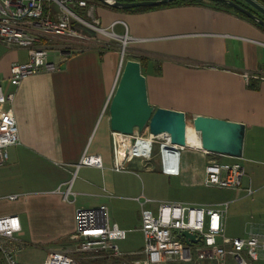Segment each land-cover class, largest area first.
Listing matches in <instances>:
<instances>
[{"label": "crops", "instance_id": "crops-1", "mask_svg": "<svg viewBox=\"0 0 264 264\" xmlns=\"http://www.w3.org/2000/svg\"><path fill=\"white\" fill-rule=\"evenodd\" d=\"M88 5L78 7L86 8V16L92 19L88 15L91 8L101 27L122 37L128 35L126 53L108 40L104 45L95 43L101 40L86 36L79 24V34L40 37L37 41L44 47L52 38L75 42L71 45L74 47L78 44V48L69 47L60 55H49L59 68L28 75L12 85L8 81L10 64L27 60L28 52L0 41V85L15 93L7 106L13 108L19 130V142L8 147V158L0 165V216H19L21 229L16 236L22 243L20 264H43L50 250H66L78 258V207L105 204L109 215L110 209L114 213L112 221L128 233L142 234L140 210L138 224L133 227L125 217L115 216L116 200L122 196L118 192L127 185L113 178L121 171L111 169L108 109L123 60H139L140 56L150 60L142 70L149 102L186 114L189 128H184V150L191 149L194 156L188 162L182 151L178 175L182 179L202 184L205 163L212 156L198 146L197 135L190 130L195 115L245 124L243 151L237 157L246 171L241 188H216L221 191L218 199L205 203L229 202L225 212L228 235L242 236L249 229H264L263 27L204 0L136 11L99 0H89ZM85 41H89L86 46ZM131 49L139 54H130ZM84 153H100L103 167H77ZM69 181L73 194L65 199L62 190ZM248 187H252V194L247 193ZM12 194L17 197L9 198ZM143 247L142 234L137 246L124 243L123 255L97 263L139 264ZM1 263L5 264L0 254ZM252 264H264V256Z\"/></svg>", "mask_w": 264, "mask_h": 264}, {"label": "built area", "instance_id": "built-area-1", "mask_svg": "<svg viewBox=\"0 0 264 264\" xmlns=\"http://www.w3.org/2000/svg\"><path fill=\"white\" fill-rule=\"evenodd\" d=\"M54 1L75 15L78 23L73 24L68 14L55 13L52 9L45 11L44 0H0V41L10 47L26 48L28 52L27 60L10 64V84L18 85L28 75L59 68L58 63L49 60L48 48L37 44L40 37L76 35L79 34L77 25L83 23L106 34L118 35L101 27L92 16L91 8L88 9V15L93 22L89 23L67 7V0ZM77 4L89 6L86 0H77ZM128 39L125 34L122 50H125ZM121 64L122 58L119 72ZM14 96V91H7L0 85V165L8 158V147L19 142L15 113L11 106H7L13 102ZM186 128H189L187 123ZM190 130L198 136L194 128L190 127ZM110 136L112 170L130 171V163L134 161L150 170L149 163L157 156L162 173L169 176L181 173V155L185 145L172 143L168 132L153 134L146 125L142 131L135 129L131 134L111 129ZM202 150L212 155L205 163L202 184L206 187L239 190L246 172L242 162L237 157L221 159L222 154ZM81 165L102 168V156L100 153H84L77 167ZM62 193L65 199L73 194L71 181ZM247 193H253L252 187L247 188ZM16 197L15 194L9 195L12 199ZM135 199L140 204V230L144 237V257L139 264H228L229 257L234 264H252L264 256V229H249L242 236L226 233L228 201H163L144 194ZM76 215L75 235L79 239L77 252L84 253L96 262L124 254L118 241L127 238L128 230L110 220L107 205L78 207ZM20 229L18 215L0 216V254L5 264H20L18 251L22 243L16 236ZM184 229L195 233L199 240L186 242L184 237H179L178 233ZM43 264L84 263L66 250H50Z\"/></svg>", "mask_w": 264, "mask_h": 264}, {"label": "water", "instance_id": "water-1", "mask_svg": "<svg viewBox=\"0 0 264 264\" xmlns=\"http://www.w3.org/2000/svg\"><path fill=\"white\" fill-rule=\"evenodd\" d=\"M120 9L140 6H156L173 0H99ZM255 19L264 29V18L249 8L233 1L223 0ZM264 16V3L259 0H244ZM124 54V50H122ZM123 59V55L121 56ZM110 127L123 133L142 131L146 125L153 134L168 132L172 143L184 145L186 114L182 110L151 104L148 99L146 76L141 62L127 59L122 68L117 87L109 103ZM193 128L200 139V147L207 152L230 157H240L243 151L245 124L207 115H195ZM188 242L199 237L184 229L178 233Z\"/></svg>", "mask_w": 264, "mask_h": 264}, {"label": "rangeland", "instance_id": "rangeland-1", "mask_svg": "<svg viewBox=\"0 0 264 264\" xmlns=\"http://www.w3.org/2000/svg\"><path fill=\"white\" fill-rule=\"evenodd\" d=\"M210 3H213V0H204ZM51 8L55 13L68 14L71 17V20H75V15L66 10L64 7L60 6L58 2L52 1ZM67 7L73 11L77 12L86 22L92 23V19L89 16H85L78 12L77 8L73 5L72 2H67ZM76 13V14H77ZM76 21V20H75ZM82 30L86 31V36L93 37L94 39H100L101 41H95L97 44L104 45L103 41L108 40L114 42L118 45L120 51H122L123 37L121 35L106 34L92 26H89L87 23H83ZM80 29V28H78ZM112 33V31H110ZM88 45L89 41H85ZM91 41L90 43H92ZM75 43V42H74ZM72 41H67L65 39L52 38L47 44L46 47L49 50L50 54L60 55V51H65L66 49L76 48L78 44H74ZM84 44L81 47H84ZM70 45V46H68ZM127 45V44H126ZM78 48V47H77ZM129 50L128 47H125L124 52L126 53ZM130 54H139L137 51H129ZM127 59V56H125ZM123 60V65H124ZM102 128V122L98 127L99 130ZM157 149H155L156 151ZM194 152L191 149H185L183 151V159L191 162L193 160ZM230 159V158H229ZM151 169H146L144 164L135 162L130 165V171H121L114 173L113 178L123 182L127 185L126 189L120 190L118 194L122 195L121 198L117 199V208L115 211V216L125 217L126 221L135 226L138 224V211L140 210V204L138 201L134 200L133 197L137 195L144 194L146 197L163 200V201H184L190 203H205L210 201H215L218 199L220 190L216 188L206 187L203 184L195 183L194 181L184 180L181 176H167L161 172L159 159L156 156L150 163ZM152 208H154L152 206ZM114 213L110 209V220L113 218ZM117 218V217H116ZM112 221V220H111ZM142 242V234L140 232H131L128 233L126 240L118 241V245L122 250L123 244H129L130 246H137ZM201 244V242H199ZM74 255V254H73ZM193 255H195L193 249ZM75 256V255H74ZM76 257V256H75ZM228 264H234L232 259L228 258Z\"/></svg>", "mask_w": 264, "mask_h": 264}, {"label": "trees", "instance_id": "trees-1", "mask_svg": "<svg viewBox=\"0 0 264 264\" xmlns=\"http://www.w3.org/2000/svg\"><path fill=\"white\" fill-rule=\"evenodd\" d=\"M67 1L68 2H72L73 5H74V3L77 4V0H67ZM86 1H87V3L89 2V0H86ZM117 1H130V0H117ZM200 1H202V0H173V1H170V2H167V3H164V4H160V5H156V6H140V7H134V8L124 9V10H133V11H136V10H144V9L156 8V7L163 6V5L185 4V3H198ZM213 1H214L213 4L215 6H217L219 8H223V9L229 10V11H234V12L238 13L239 15H242L243 17H246L247 19L252 20L258 26L262 27L259 24V22H257L255 19L247 16L242 11L236 9L232 4H230V3L226 2V1H223V0H213ZM51 2L52 1L44 0V10L45 11H48V10H51L52 9L51 6H50V3ZM109 6H111V5H109ZM75 7L77 8V10H78L79 13H81V14H83L85 16L87 15L86 8H80V7H78V4ZM72 23L73 24H76V21L75 20H72ZM80 30L83 31L82 29H80ZM139 60L141 62L142 70H143V68H146V66H148V64L150 62L149 58L146 57V56H140L139 57ZM78 256H79L78 259H80L84 264H95V263L97 264V262L94 259H89V260L88 259H85V257H84L85 254L84 253H79Z\"/></svg>", "mask_w": 264, "mask_h": 264}, {"label": "flooded vegetation", "instance_id": "flooded-vegetation-1", "mask_svg": "<svg viewBox=\"0 0 264 264\" xmlns=\"http://www.w3.org/2000/svg\"><path fill=\"white\" fill-rule=\"evenodd\" d=\"M233 1H235V2H237V3H239V4H241V5H243V6H245V7H247V8H249L251 11H253V12H255V13H257L258 15H260L261 17H263L264 18V16L259 12V11H257L255 8H253L252 6H250L248 3H246L244 0H233ZM261 3H264V0L262 1V0H259Z\"/></svg>", "mask_w": 264, "mask_h": 264}, {"label": "bare ground", "instance_id": "bare-ground-1", "mask_svg": "<svg viewBox=\"0 0 264 264\" xmlns=\"http://www.w3.org/2000/svg\"><path fill=\"white\" fill-rule=\"evenodd\" d=\"M66 9V8H65ZM68 9V8H67ZM197 141H198V146H200V139H199V137L197 136ZM184 142H185V140H184Z\"/></svg>", "mask_w": 264, "mask_h": 264}]
</instances>
